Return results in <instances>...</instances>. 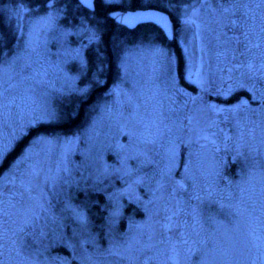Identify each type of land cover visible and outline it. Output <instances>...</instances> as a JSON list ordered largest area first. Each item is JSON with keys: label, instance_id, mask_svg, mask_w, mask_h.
<instances>
[{"label": "snow or ice", "instance_id": "snow-or-ice-1", "mask_svg": "<svg viewBox=\"0 0 264 264\" xmlns=\"http://www.w3.org/2000/svg\"><path fill=\"white\" fill-rule=\"evenodd\" d=\"M135 3L30 0L31 6H19L17 20L23 19L21 13L28 14L29 32L10 50L0 44V264H15L13 254H42L33 245L47 237L50 222L60 219L57 203L81 227L88 224L86 206L66 199L67 189L80 185L67 166L66 154L53 166L50 157L42 158L36 151L37 145H53L58 138L37 133L4 167L8 155L32 129L55 119L48 103L54 87L52 70L66 82L79 79L65 71V60L53 65L46 33L56 31L57 54L70 56L83 69L88 64L83 50L99 44L113 24L131 27L134 21H154L168 30L171 21L162 13ZM166 7L180 10L179 22L192 30L191 38L202 54L213 51L216 65L211 74H219L222 83L232 81L227 89L216 88L214 94L227 99L245 90L259 103L253 107L243 98L234 104L208 103L203 95L192 96L181 88L178 76L171 77L170 90L163 98L141 100L135 93H123L130 111L127 117L123 112L119 115L125 120L122 131H127L129 144L118 145L126 150L118 167H105L95 177L96 183L110 177L120 187L110 183L100 189L96 183L88 184L90 177L84 178V191L102 192L105 198L99 205L106 213L101 237L105 242L91 238L94 255L101 258L94 264H264V0H181ZM17 31L24 36L19 23ZM73 36L79 38L75 47L69 39ZM152 50L170 65L166 50L156 46ZM99 67L103 70V60ZM120 67L126 71L124 58ZM184 79L201 93L208 91L205 85L211 87V83L203 56L195 64L188 58ZM112 91L118 97L122 94L119 84ZM179 96L184 99L178 102ZM161 141L167 145L162 167L150 155V146ZM71 142L65 138L62 146ZM193 144L198 145L197 153L191 150ZM182 146L188 152L176 179L173 172L180 167ZM201 154L211 160L207 168L194 163L193 157ZM229 155L233 162H242L232 175L226 174ZM133 159L136 167L128 163ZM146 164L155 165L151 175L142 171ZM128 206L134 207L127 216V228L117 231L115 225L125 217ZM137 213H142V219H136ZM245 214L252 226L240 235L239 218ZM28 264L40 262L32 259Z\"/></svg>", "mask_w": 264, "mask_h": 264}, {"label": "rangeland", "instance_id": "rangeland-1", "mask_svg": "<svg viewBox=\"0 0 264 264\" xmlns=\"http://www.w3.org/2000/svg\"><path fill=\"white\" fill-rule=\"evenodd\" d=\"M188 0L187 3H190ZM5 4V2H3ZM23 4L25 6H31L30 4L22 1L8 2L6 12L8 17L12 20L15 27L17 36L12 45L7 47L11 49L12 46L20 40L22 43L23 38H26L29 32V17L26 13H21L23 19L17 20V11L19 6ZM173 12L176 14L178 20L177 27L175 28L176 39L178 44L183 50L185 56V64L189 57L192 58L193 63H197L201 56L204 59V70L209 72L211 87H208L206 93H201L200 88L197 86L196 91L186 88L180 84L179 86L185 89L187 92L191 93L192 96L203 95V99L208 103L214 104H234L238 102L241 98L246 99L253 107H256L259 101H252L250 94L245 90H237L227 99L215 95L216 88L227 89L232 81L224 80L221 82L219 74L212 75L210 69H214L216 65V59L213 55L212 50L205 51L203 54L199 51L198 43L191 38L192 30L186 29L184 25L179 22L178 16L180 10L174 8ZM63 22V21H62ZM20 24L23 29L24 36L17 31V24ZM48 39V50L52 53L50 60L53 65H55L59 60H65L64 64L65 71L70 76L79 75V79L75 81H65V77L52 70V79L54 80L53 89L49 90L48 103L55 110V117L59 115L57 99L66 97L68 99L73 93L84 92L86 87H88V82H85L86 71L88 69V64L85 68L81 69L78 61L73 60L70 56L65 57L62 53L57 54V49L59 45L56 44L54 37L57 36L56 31H49L46 33ZM137 37V36H136ZM131 41H126L118 48L117 51V64L119 67L118 77L110 84L108 89L104 92L103 97L91 106V109L84 120L83 124L76 130L63 133H49L44 134L53 138H58L57 142L53 145H37L36 151L40 152L41 157H50V161L55 166L56 163L61 162L65 159L67 166L72 170V175L74 179L80 180L79 188L73 184L70 189H67L66 199H70L73 205L86 206L88 201L94 202L96 200V195L98 191H84V178L90 177L88 179V184L92 185L96 183L95 177L97 174L104 169L116 168L119 166L120 156L125 154V149L118 148V145H128L129 136L127 131H122V126L125 125V120L122 119L119 113L123 112L124 117L128 116L130 111L127 103V95L123 93L132 94L135 93L136 96L143 100L145 97L163 98L166 96L167 92L171 87V77L178 76V63H177V53L174 48L166 43L157 40L154 33L148 34L147 37L139 34L138 37ZM44 37H41L43 40ZM72 41V47H75L79 43V38L73 36L69 38ZM87 43V41H84ZM100 44V42H99ZM99 44L93 43L88 45L87 48L83 50L84 56L87 58L88 62V48L94 47L97 49ZM152 46L162 48L167 51L168 55L171 57V63L164 60L162 56L157 54L152 50ZM185 47H187V52H185ZM9 54L11 52L9 51ZM121 58H124L126 64V71L122 70L120 67ZM97 62L99 60L97 59ZM227 75V74H225ZM234 75V74H233ZM179 77V76H178ZM195 78V77H193ZM119 84L122 94L118 97L112 91L114 86ZM84 89V91H80ZM238 91H243L239 92ZM234 94H237L234 96ZM259 95V93H258ZM177 101H182L184 97H176ZM199 103V102H198ZM167 106V101L165 102ZM141 112L144 111L141 107ZM205 115L207 110L205 109ZM243 115V113H241ZM209 118L211 116L209 115ZM65 138L71 139V144L63 145L62 142ZM166 143L161 141L158 145L150 146L152 151L150 155L153 159L159 161L162 167L164 159V149ZM142 147V146H141ZM193 153H197L198 145L193 144L191 146ZM188 149L186 147L181 148V164L177 168L173 175L176 179L180 178V173L183 170V159L185 158ZM20 154V153H19ZM18 154V155H19ZM17 155V156H18ZM16 156V157H17ZM228 161V166L226 169V174H234L239 167H241L242 162H233L231 155L226 157ZM194 163L198 162L201 167L207 168L211 164V160L206 154H201L199 156L193 157ZM128 163L136 167V160H129ZM155 170V165H144L142 171L147 172L149 175ZM3 171L0 172L2 174ZM113 184L115 187H120L119 182L109 178H102L101 183H96L97 188L108 187ZM111 190V188H109ZM141 195H143V189H138ZM102 193V192H101ZM79 195L81 197H79ZM78 197V199H77ZM145 199L147 197L145 196ZM127 204V201H124ZM105 203V198H104ZM134 206H130L133 209ZM85 211L88 216V224L86 227H81L78 221L70 214L69 211L63 210V204H56V213L60 217L57 223H49V226L45 229L48 233L47 237L39 240L37 244L33 245V248H39L42 252L39 256H34L32 253L26 251L21 256H15L13 254L12 259L15 264H28L29 260L38 259L40 264H94L95 261L101 258L94 255L93 244L91 243V238L95 237L97 242L104 243L101 241L99 236H97V229L94 228V223L90 220V215ZM132 211L125 210V220L121 219L115 225L117 231H124L127 228V216ZM253 215H259V213H253ZM106 216V215H105ZM104 216V217H105ZM136 219H142V213L136 214ZM102 231L104 233V218L100 222ZM250 219L245 214L243 217L239 218L238 232L240 235H246L248 229L251 227ZM85 241H88L85 243ZM64 245L68 252H62V250H56V247ZM47 251H43L44 249Z\"/></svg>", "mask_w": 264, "mask_h": 264}, {"label": "trees", "instance_id": "trees-1", "mask_svg": "<svg viewBox=\"0 0 264 264\" xmlns=\"http://www.w3.org/2000/svg\"><path fill=\"white\" fill-rule=\"evenodd\" d=\"M16 1H22L30 4V0H0V44H3L6 48L14 43L17 36L15 27L13 23H11L12 20L8 17L6 12V3L8 2L9 4L10 2ZM3 2H5V4ZM170 2L176 4L181 2V0H136L134 6L155 7L167 11L174 23V37L171 40L165 37L163 31L158 25L151 22L139 24L133 29L113 24L101 35L100 44L97 49L91 46L88 48L89 62L88 69L84 76L86 77L85 82H88L89 84L85 91L73 93L68 99H66V97L57 99L56 102L58 105L59 115L56 116L50 123L42 124L32 129L29 135L20 141L15 146L14 150L8 155L4 167L6 168L8 166V164L21 152L22 148L28 143L29 139L37 133H63L78 129L86 119L91 106L103 97L104 92L119 75V67L117 64L118 48L125 41L127 43L128 41L135 39L136 36L138 37L139 34L147 37L148 34L152 32L156 35L157 40L172 46L177 53L180 84L186 88L196 91L197 85L190 84L184 79L185 56L176 39L175 28L177 27L178 20L176 18V14L173 12L174 8L166 7V5ZM182 2L187 3L188 0H182ZM100 51L104 53L102 57L97 55V52ZM97 59L99 62H97ZM101 60H103L104 64L103 70L99 67ZM239 92L243 93V91H238L237 94ZM237 94H234V96ZM1 171H3V169H0V172ZM79 197L81 196L79 195ZM101 204H104V195L99 192L96 195V200L94 202H87L86 208L88 214L90 215V220L94 223V228H98L97 236L100 237L99 239L101 241H104L101 239L104 233L102 231V227L99 225L106 213L99 207ZM126 209L127 211L133 210L130 206ZM123 219L125 220V218ZM58 249L62 250V252H68V249L64 245L56 247V250Z\"/></svg>", "mask_w": 264, "mask_h": 264}, {"label": "water", "instance_id": "water-1", "mask_svg": "<svg viewBox=\"0 0 264 264\" xmlns=\"http://www.w3.org/2000/svg\"><path fill=\"white\" fill-rule=\"evenodd\" d=\"M153 8L154 10L156 11H159L160 13H162L169 21H171L170 25H169V28L167 31H165L161 26L160 29L163 31L165 37L169 40H171L173 37H174V23H173V20L171 19L169 13L165 10H162V9H159V8H155V7H151ZM148 22H151V23H154L156 24L154 21H134L133 22V26L131 27H128V26H124V27H127L129 29H133L135 28L136 26H138L139 24H142V23H148ZM157 25V24H156Z\"/></svg>", "mask_w": 264, "mask_h": 264}]
</instances>
